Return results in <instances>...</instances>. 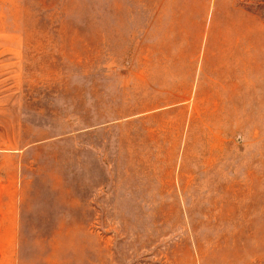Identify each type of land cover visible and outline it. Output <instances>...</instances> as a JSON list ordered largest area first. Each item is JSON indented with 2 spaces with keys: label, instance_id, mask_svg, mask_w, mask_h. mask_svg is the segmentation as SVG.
<instances>
[{
  "label": "rangeland",
  "instance_id": "rangeland-1",
  "mask_svg": "<svg viewBox=\"0 0 264 264\" xmlns=\"http://www.w3.org/2000/svg\"><path fill=\"white\" fill-rule=\"evenodd\" d=\"M0 264H264V0H0Z\"/></svg>",
  "mask_w": 264,
  "mask_h": 264
}]
</instances>
